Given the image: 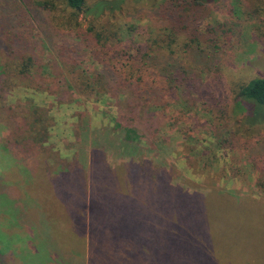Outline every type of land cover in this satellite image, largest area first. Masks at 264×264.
Segmentation results:
<instances>
[{
    "label": "rangeland",
    "instance_id": "1",
    "mask_svg": "<svg viewBox=\"0 0 264 264\" xmlns=\"http://www.w3.org/2000/svg\"><path fill=\"white\" fill-rule=\"evenodd\" d=\"M104 1L103 13L81 12L75 23L64 0H0V58L8 74L23 56H30L32 65L16 85L0 77L2 264H109L102 258L91 261L89 229L81 237L76 232L86 221L79 214L44 210L47 195L38 186V168L29 166L30 159L17 161L5 148L11 118L31 105L47 116V129L36 134L44 172L53 178L80 169L88 200L97 156L111 169L129 161L160 167L189 194L223 192L264 202V183H257V167H264V121L250 125L235 98L241 86L264 75V0ZM157 39L173 53L159 52ZM93 44L98 58L90 52ZM130 54L135 58L127 60ZM141 59L146 66L138 67ZM171 59L193 84L192 94L173 86L163 106L143 116L102 92L67 95L75 92L73 81L81 70L100 75L102 85L111 67L145 81ZM75 196L76 190L68 193Z\"/></svg>",
    "mask_w": 264,
    "mask_h": 264
},
{
    "label": "trees",
    "instance_id": "2",
    "mask_svg": "<svg viewBox=\"0 0 264 264\" xmlns=\"http://www.w3.org/2000/svg\"><path fill=\"white\" fill-rule=\"evenodd\" d=\"M205 1L194 0L197 4ZM64 5L70 20H76L75 23L81 12L98 15L108 8L104 0L94 5H86V0H64ZM94 37L101 42V33L95 32ZM153 43L159 52L173 53L159 39ZM90 52L98 58V48L94 44ZM149 54L146 52L142 57L145 59ZM126 57L127 60L135 58L133 54ZM144 59L138 62V67L147 65ZM30 61V56H23L16 64V70H10L8 74V64L0 58L2 82L16 85L20 78L29 74ZM169 62L170 65L160 71L155 68L152 80L145 81L111 67L112 74L106 85L101 84L100 75L86 74L81 70L73 81L75 92L67 95L73 98L75 94L102 92L117 100L119 105L128 104L135 116H143L153 107H162L166 98L172 96L173 86L180 87L179 93L192 94L190 87L193 84L186 82L184 75L179 73L180 63L175 59ZM57 98L64 100L60 96ZM235 98L241 103L245 120L250 125L264 121V75L241 86ZM22 110L19 116L11 118L12 124L7 125L5 148L15 155L17 161L23 164L25 159H30L29 166L38 168V186L47 195L42 200L44 210L58 214L75 213L79 214L77 218L86 220L76 227V232L81 237L89 229L91 261L102 258L109 264H264L263 201L236 198L223 192L206 196L189 194L172 184L160 167L129 161L122 168L111 169L97 156L92 159L88 200L84 190L86 180L81 178L83 172L80 169L56 173L53 178L44 172V151L36 134L47 129V116L44 109L35 105L28 106L25 112L24 108ZM23 135L26 137L21 138ZM257 169V183H264V167ZM74 190L78 196L68 197V193ZM13 205L16 209L15 201L11 203ZM24 208L28 209V205L25 204Z\"/></svg>",
    "mask_w": 264,
    "mask_h": 264
}]
</instances>
